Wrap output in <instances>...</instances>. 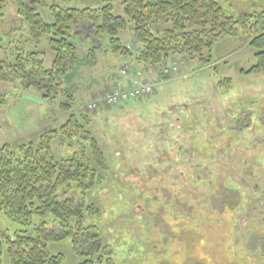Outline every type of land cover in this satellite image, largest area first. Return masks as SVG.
<instances>
[{
    "label": "rangeland",
    "instance_id": "374dc122",
    "mask_svg": "<svg viewBox=\"0 0 264 264\" xmlns=\"http://www.w3.org/2000/svg\"><path fill=\"white\" fill-rule=\"evenodd\" d=\"M59 1L64 5L66 0ZM52 2L47 0L42 8L40 4L48 22L54 18ZM98 2L70 4L95 7ZM222 2L232 15L264 12V3L254 0ZM115 5V12L124 15L120 0ZM163 28L155 24L152 31ZM235 29L236 34L214 43L210 64L188 56L146 64L144 72L147 66L159 73L171 65L178 71L151 95L115 105L101 102L96 110L87 105L93 92L104 87L102 79H112L111 72L118 73L123 64L133 68L134 60L111 53L96 39L98 46L91 53V28L85 24L75 28L72 38L77 63L63 91L53 98L34 87H19V80L0 81V91L7 97L0 104V147L8 144L17 151L22 144H38L42 134L65 123L72 111L88 114L97 154L85 137L75 136L72 146L67 140L59 144L63 139L59 136L52 144L57 155H67L70 146L71 152L85 147L96 170L93 186L73 188L68 196L85 203L84 225L98 226L108 246L105 252H111L103 264H264V72H245L256 64L257 49L249 44L255 20ZM30 30L14 0H8L0 17L5 56L13 53L17 42L28 39L50 65L54 55L49 37L29 39ZM131 32L120 37L134 53L138 44ZM64 103L73 105L70 111ZM174 116L181 121L172 120ZM167 183L184 190V198L190 195L185 206L178 202L181 197H174L173 210L164 207L166 192L161 187ZM46 220L50 229L55 228L52 216ZM32 228L0 212V264H9L6 235L14 238L16 232ZM73 236L49 242L48 250L63 254L64 263L80 264L85 256L74 249Z\"/></svg>",
    "mask_w": 264,
    "mask_h": 264
},
{
    "label": "trees",
    "instance_id": "16d2710c",
    "mask_svg": "<svg viewBox=\"0 0 264 264\" xmlns=\"http://www.w3.org/2000/svg\"><path fill=\"white\" fill-rule=\"evenodd\" d=\"M46 1L14 0L18 14L30 25L29 39L49 37L48 47L54 55L51 64L47 65L28 39L17 42L9 56L0 45V81L19 80V87H34L53 98L63 91L66 77L77 63L78 48L72 38L77 35L75 28L82 24L91 28V53L98 46L93 43L96 39L105 42L111 53L143 64L160 65L171 57L188 56L208 65L213 59L214 43L224 35L236 34L237 25L254 19L256 30L249 44L257 49L256 64L245 72H264V12L228 14L222 0H120L124 7L121 15L115 12V0H97L100 4L95 7L71 6L73 0L63 1L62 5L53 0L50 9L54 18L48 22L41 11ZM7 3L0 0V17L6 13ZM155 24L164 25L163 30L153 32ZM128 29L138 44L135 53L120 37ZM6 101V94L0 91V104ZM62 106L70 111L73 105ZM89 123L88 114L72 111L65 123L42 134L38 144H22L17 151L8 144L0 147V212L12 221L34 227L16 232L14 238L6 235L9 264H67L63 254L48 250V244L70 234L74 235V249L85 256L80 264H103L111 254L105 252L108 246L98 226L84 225L85 203L68 196L73 188L82 190L96 181L86 148H73L71 152L74 138L79 136L89 139L93 153H98ZM59 136L63 138L59 144L67 140L72 145L67 155H57L53 149L52 141ZM47 216L54 218L55 228L48 227ZM36 217L40 219L34 225Z\"/></svg>",
    "mask_w": 264,
    "mask_h": 264
},
{
    "label": "built area",
    "instance_id": "2783aa9c",
    "mask_svg": "<svg viewBox=\"0 0 264 264\" xmlns=\"http://www.w3.org/2000/svg\"><path fill=\"white\" fill-rule=\"evenodd\" d=\"M155 69L152 67L148 68V72L152 73ZM177 66L171 65L163 67L160 70V78L163 80L165 76L171 75L173 71H177ZM129 69L124 67L120 69V73L127 74ZM155 84L145 77L143 72L138 71L134 75L133 85L127 89L114 88L111 91L104 93H98L94 96L92 102L88 105L90 109H96L97 106L104 102L107 105H114L120 102L127 101L128 99L138 97L140 95L149 94L154 91Z\"/></svg>",
    "mask_w": 264,
    "mask_h": 264
},
{
    "label": "crops",
    "instance_id": "0c3cea01",
    "mask_svg": "<svg viewBox=\"0 0 264 264\" xmlns=\"http://www.w3.org/2000/svg\"><path fill=\"white\" fill-rule=\"evenodd\" d=\"M125 58H126V57H125ZM168 60H170V59H168ZM127 62H128V61H127ZM131 64H133V68H132V70H134V71H137V70H140V69L143 70L144 65H146V64H141V63L136 62V61H134V62L131 63ZM123 65H124V64H123ZM131 66H132V65H131ZM121 67H122V66H121ZM113 72H114L115 75H112L113 78L110 79L109 81H108V79H107V80H106V79H102V80H104V82H103L104 87L102 88L101 91H106V90H109V89H111V88H113V87L127 88V87H129L130 85H132V82H133V79H134V77H133L134 73H132V74H127V75H121L120 73H117V70L112 71L111 73H113ZM111 73H108V75H110ZM147 75H148V74H147ZM148 76H149V78H151V80L154 81L155 83L158 82V73L154 72L152 75H148ZM162 85H163V84H162ZM162 85H161V87H158V88H162ZM98 91H100V90H98ZM98 91H95V92H93V93H96V92H98ZM101 91H100V92H101ZM155 91H157V87H156V90H155Z\"/></svg>",
    "mask_w": 264,
    "mask_h": 264
},
{
    "label": "flooded vegetation",
    "instance_id": "af4514ba",
    "mask_svg": "<svg viewBox=\"0 0 264 264\" xmlns=\"http://www.w3.org/2000/svg\"><path fill=\"white\" fill-rule=\"evenodd\" d=\"M172 120L181 121V120H179L178 116H174ZM180 127L181 126L179 125V128ZM174 184L175 183H169V184L167 183V184H164V186L161 187L163 192H166L165 193V196H166L165 203H166V205L164 207H167V205H168L171 208V210H173L172 206H174L175 204H174V202H172V200H170V198H174V197H178L179 198V197H181V198H179L178 202L181 203V206H185V203L189 199L188 197L190 196V195H188L187 198H184V196H186V193L184 192V190H181V189H179V190L176 189L175 190L174 189ZM156 186H158V185H156ZM159 189H160V187H157V190H159Z\"/></svg>",
    "mask_w": 264,
    "mask_h": 264
},
{
    "label": "bare ground",
    "instance_id": "6f19581e",
    "mask_svg": "<svg viewBox=\"0 0 264 264\" xmlns=\"http://www.w3.org/2000/svg\"><path fill=\"white\" fill-rule=\"evenodd\" d=\"M151 95V94H150Z\"/></svg>",
    "mask_w": 264,
    "mask_h": 264
}]
</instances>
